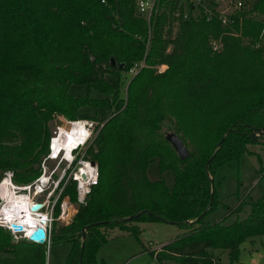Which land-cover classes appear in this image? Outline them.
Here are the masks:
<instances>
[{"label":"trees","instance_id":"trees-1","mask_svg":"<svg viewBox=\"0 0 264 264\" xmlns=\"http://www.w3.org/2000/svg\"><path fill=\"white\" fill-rule=\"evenodd\" d=\"M138 2L0 0V180L11 171L16 184H33L60 119L93 120L82 111L109 106L111 117L98 121L76 158L98 166V185L72 222H54L50 245H72L67 264H100L111 230L139 237L132 224L157 221L184 230L164 245L158 264H218V250L234 263L246 241L264 238V195L240 198L217 221L206 218L218 207V169L264 139V0H244L228 26L184 0H158L149 22ZM219 39L224 46L215 52ZM142 62L121 98L123 74ZM75 85L105 97L77 96ZM170 133L189 149L186 160ZM154 161L156 181L148 175ZM57 193L55 218L66 198L79 202L72 172ZM242 213L247 217L227 224ZM47 254V244L16 241L0 226V264H47Z\"/></svg>","mask_w":264,"mask_h":264},{"label":"rangeland","instance_id":"rangeland-1","mask_svg":"<svg viewBox=\"0 0 264 264\" xmlns=\"http://www.w3.org/2000/svg\"><path fill=\"white\" fill-rule=\"evenodd\" d=\"M208 1L214 2V0ZM238 1H242L244 4V0H221L217 4V7L222 12H230L235 10V3ZM159 69L164 71L166 66H160ZM133 77L131 73L123 74L120 91L121 98L126 97L128 84ZM106 79L110 83H118L117 78L113 75H107ZM72 92L77 96L82 95L91 98L105 97L98 91L90 89L86 85H75L72 87ZM112 113L113 110L109 106L103 107L99 110L88 109L82 111L81 114L83 116L87 118H95L93 119L95 121L88 120L90 125L88 129L90 130L91 137L87 144L76 151L74 154L75 161L73 163L65 161L63 157L58 160H48L46 162V159L44 160L43 172L44 170L47 171L45 192L35 195L33 194L34 190H32L31 197L35 202H40V204L45 203L47 205L44 210L45 213L48 212V206L52 207L53 204H55V206L57 204L59 197L57 190L62 178L68 172H79L82 167L83 159L81 158L76 161V158H78V155L83 156L85 150L92 143L97 132L94 128L96 124H98V121H106L111 117ZM63 128L70 131L73 126L70 121L61 118L58 126L54 129V137L58 136L59 131ZM165 129L169 130V125H166ZM263 173L264 139H262L257 145H250L248 147V152L243 154L239 160L230 161L218 169L214 178L219 195L218 207L214 212L208 215L206 221L214 222L221 217H224L227 213V208L235 207L239 203L240 198H243L248 194H250V198L254 201L260 199L264 195ZM148 175L152 181H156L160 178L157 161H154L150 165ZM164 176L167 179L168 185L172 186L174 182L172 173H166ZM4 178L5 175L3 179ZM16 185L23 186L19 184ZM80 204V202L74 203L66 198L61 204V212L55 222L61 225L72 222ZM246 208L249 212L250 209L248 207ZM238 217L244 219L247 217V214H235L227 220V224L235 222ZM131 226H135L136 229L140 230L139 237L120 229L111 230L109 241L103 245L98 252V260L100 264H158L156 258L152 255V252L148 251L151 249L150 243H153L155 247L165 245L176 239L180 234L184 233V230L176 225L157 221L138 222ZM71 251L72 245L70 243L48 246L47 264H67ZM215 257L218 260V264H264V238H256L246 241L241 246V254L238 261L234 263L230 262L228 251H215ZM169 264L176 263L171 261Z\"/></svg>","mask_w":264,"mask_h":264},{"label":"built area","instance_id":"built-area-1","mask_svg":"<svg viewBox=\"0 0 264 264\" xmlns=\"http://www.w3.org/2000/svg\"><path fill=\"white\" fill-rule=\"evenodd\" d=\"M157 1L158 0H139V2H138V11L143 16H145L149 22H150L151 18L153 17ZM184 1H186V3H191V4H193L194 7H197V8H200L201 10H203L205 12V14L208 15L209 20L212 18L214 13H218L219 19L221 20V22L224 26H228L231 23H233L234 21L231 19V16L235 15L239 11H242V9L244 8V4L242 1H238L237 3H235V10L230 11V12L229 11L228 12H222L218 9L217 4L221 0H214V2H209L208 0H184ZM186 17H188V13L186 14ZM223 46L224 45H223V42L221 39L214 40L212 42V47H213V50L215 52H220L223 49ZM144 65H145V63L142 62V63L134 66L130 70L131 75L136 76L143 69ZM160 72H163V71H161V69H160ZM81 121H84L86 123L87 128L90 126L89 121H86V120H81ZM81 121L70 122V123L73 126L75 123L81 122ZM92 127H93V125H92ZM60 132H61V130L59 131L58 136H59ZM90 137H91V134H90L89 138L87 139V141H85V143L78 145V147L72 151V159L71 160L67 159L65 154H63L61 152V150L57 154L54 152L53 146H52L53 140H54L53 139L54 137H53L51 140V144H50V154L46 158L45 162L48 160H58L61 157H63L65 159V161L73 163L75 161L74 154L82 146L87 144ZM87 165L92 166L93 170H94L93 174L90 176H86V175L81 174L82 178H79L78 172L77 173L75 172L76 174L72 172V179L77 182L79 202L81 204L85 203L86 197L90 193L92 186L98 185V182H99V168L95 163L93 164V162L86 161L83 159L82 167L80 168L79 172L81 171V169L83 167H87ZM43 167H44V164H43ZM46 174H47V171L44 170L42 175L33 184L28 185V186H17L13 181V175L14 174L12 172H7L5 174V178L2 181H0V184H4L5 182L8 181L9 182V188L12 190V192L14 194H20L19 196H22V195L27 196L28 195V197H30L32 199V197H31L32 190H34L33 194H35V195H39V194H42L43 192H45V189H46L45 185L47 184ZM10 201L11 200H8V199L0 196V226L3 227L4 229L8 230L14 236L16 241L21 240V239H26V240L30 241V239L26 237V231L24 228L21 231L16 230L14 228V225H21V224L16 223L17 220H15L14 217H8L7 213L9 211H12V209H13ZM32 201H33L34 205L40 204V202H35V200H32ZM42 205H43V207L40 209V211L38 213L37 212L36 213L38 215L46 214L48 217L47 227H44V226H42V227L45 229L46 234H47V239H46L44 244H47L48 246H50L51 231H52L53 224L56 220V218H55V204H53L52 207L48 206V212H46V213L44 212V210H45V207H47V205L45 203ZM33 213H35V212H33ZM42 221H45V220L42 219ZM37 228H35V229H37ZM37 244H39V243H37ZM150 246H151L150 251L152 253H154L155 258H157L158 254L162 251V249L164 247V245H160V246L155 247V245H153V243H150Z\"/></svg>","mask_w":264,"mask_h":264},{"label":"bare ground","instance_id":"bare-ground-1","mask_svg":"<svg viewBox=\"0 0 264 264\" xmlns=\"http://www.w3.org/2000/svg\"><path fill=\"white\" fill-rule=\"evenodd\" d=\"M90 136V131L86 127V123L84 121L77 122L73 125L72 130L68 131L66 129H61L59 136H55L53 139V150L57 154L61 150L63 154H65L66 158L72 159V151L87 141ZM93 167L87 165V167H83L80 172H78L79 178L81 174L90 176L93 174ZM85 180V179H84ZM14 194L12 190L9 188V182H5L4 184H0V196L11 200L12 211H9L8 217H14L16 223L21 224L26 232L32 231L39 226L47 227L48 217L46 214L38 215L37 213L40 211H32V206L34 205L32 199L28 197V195ZM32 201V202H31ZM6 214V215H7ZM44 219L46 222H43Z\"/></svg>","mask_w":264,"mask_h":264},{"label":"water","instance_id":"water-1","mask_svg":"<svg viewBox=\"0 0 264 264\" xmlns=\"http://www.w3.org/2000/svg\"><path fill=\"white\" fill-rule=\"evenodd\" d=\"M112 64L116 65V62L114 59H112ZM121 67H124V65H121ZM254 137L258 138L259 135H254ZM167 140L172 144V146L177 151V153L179 154L182 160H186L190 156L189 149L185 146L183 141L176 134L174 133L168 134ZM213 195H214V191H213ZM42 207H43L42 204H35L32 206V211L36 212L40 210ZM137 217L138 216L131 217L130 221L137 219ZM14 228L19 231L23 230L22 225H14ZM26 237L29 238L31 242L44 244L47 239V234H46L45 229L42 226H39L37 229L26 232ZM83 253H84V245H83L82 253H81V261H82Z\"/></svg>","mask_w":264,"mask_h":264},{"label":"crops","instance_id":"crops-1","mask_svg":"<svg viewBox=\"0 0 264 264\" xmlns=\"http://www.w3.org/2000/svg\"><path fill=\"white\" fill-rule=\"evenodd\" d=\"M148 251H150V250H148Z\"/></svg>","mask_w":264,"mask_h":264}]
</instances>
